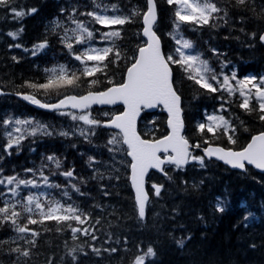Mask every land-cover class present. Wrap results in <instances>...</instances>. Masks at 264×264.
Returning a JSON list of instances; mask_svg holds the SVG:
<instances>
[{
  "label": "trees",
  "instance_id": "trees-1",
  "mask_svg": "<svg viewBox=\"0 0 264 264\" xmlns=\"http://www.w3.org/2000/svg\"><path fill=\"white\" fill-rule=\"evenodd\" d=\"M214 1L217 7L227 9V22L214 20L209 25L195 27L183 24L180 32L192 39L196 49L209 60L217 73L223 71L231 76L235 72L238 79L264 76V44L259 40V35L264 33L261 8L264 0L250 2L247 10L236 7L234 0ZM95 3L118 5L122 10L116 12L118 15L146 10L145 0H95ZM70 4L78 7L77 18L87 23L89 18L80 16L79 12L93 11V0H16L18 10L27 12L31 8L37 9L34 14L23 18H13L9 11L0 7V89L7 93L0 96V119L15 114L32 116L53 131L51 136L37 133L35 137H25L19 150L13 147L10 150L12 154L4 156L0 168H3L4 176L19 173L22 179H29L31 176L25 175L24 169L39 166L44 157L54 155L61 166L56 169L54 164H48L45 175L51 183L61 187H66L68 182L59 173L74 169L77 177L88 180L86 184L72 181L84 193L83 196L68 188L69 201L62 196L60 189L48 190L54 199L62 203L74 202L92 217L93 222L100 220V224L95 225L97 239L91 240L82 234H77V238L73 239L70 229L56 221L28 225L40 235L35 238L36 246L32 248L31 255L18 261L16 254H10L8 250L17 245L25 246L24 241L19 239V234L10 223H3L0 225V241L9 242L0 246V264H48L49 259L52 264H72L70 252L73 248L76 249L77 264H132L133 257L140 254L137 246L145 252L149 246L154 249L155 255L145 257L144 264H264V172L249 166L245 173L215 159H205L204 167L194 160L182 169L169 165L166 171L171 179L159 172H152L149 176L151 200L147 217L141 220L129 180L130 160L123 151H109V148L117 147L107 144L115 130L95 128L93 135V126L85 128L81 121H72L67 116L36 107L17 96V93H28L45 103L54 102V97H44L43 93L24 87V84L42 81L46 68L69 63L67 52L52 29V22L56 19L64 22L66 13L62 15L61 9L69 8ZM252 8H255V13ZM174 10L175 7L169 6L166 0H157L155 29L162 38L165 51L174 45V40L167 35L174 31ZM104 27L89 25L94 32L97 28L102 31ZM21 28L22 32L19 31ZM111 28L120 30V37L115 43L122 52L127 51L131 56L137 45H143L145 38L140 35L141 16H137L133 23L122 27L113 25ZM253 32L256 33L255 39L251 36ZM9 33H16V37ZM96 39H99L98 35ZM44 40H47L48 46L37 55L24 50H31ZM212 49L220 55H214ZM119 67L122 70L125 65ZM173 71L177 81H180V73L175 68ZM120 78L121 72L118 71L117 82ZM180 93L186 119L185 134L192 143L200 140L196 126L205 120V110L208 114L223 115L237 125L239 141L233 146L236 149L246 144L251 135L264 131V121L255 112L249 113L239 107L242 101L238 93L232 97L223 94L228 101L225 104L227 111L223 112L216 111L221 104L216 99L219 93L206 95L203 90L196 91L188 82L183 83ZM251 103L255 105L256 102L253 100ZM101 109L113 114L123 107H95L94 116H98ZM240 122L248 129L247 132L239 127ZM84 128V135H79ZM64 129L67 132L71 130L68 136L56 134ZM140 130L146 137L149 132L157 138L165 135L168 132L166 113L159 110L145 114ZM214 143L229 147L223 137ZM5 144L3 127H0V154H3ZM192 152L194 156L202 155L201 149ZM89 157L103 161L105 167H101V171L105 172L106 177L118 175L119 179H90L93 173L88 167ZM100 184L109 192L107 197L100 190ZM153 184L164 186L159 197L154 196ZM3 190V186H0V191ZM28 194L26 190L22 196ZM218 198L223 201L220 205L224 209L222 212L217 209ZM249 213V219L244 220ZM17 222L21 225L26 222L24 214ZM31 238L30 234L26 236V239ZM180 240H184L183 247L177 243ZM90 244L100 249L99 255L91 251ZM81 247L87 255L80 252ZM112 248L116 252L105 251Z\"/></svg>",
  "mask_w": 264,
  "mask_h": 264
},
{
  "label": "snow or ice",
  "instance_id": "snow-or-ice-1",
  "mask_svg": "<svg viewBox=\"0 0 264 264\" xmlns=\"http://www.w3.org/2000/svg\"><path fill=\"white\" fill-rule=\"evenodd\" d=\"M254 0H234L235 6L247 10L249 3ZM169 6H174L172 23L174 31L167 35L174 40V45L170 50L165 51L161 43L160 36L157 35L155 25L157 23V0H145V11L137 13L134 10L128 15H116L122 11L118 5H100L93 0L94 10L89 12H79L80 16H87L85 23L77 18L79 11L76 5L70 4L69 8L61 9V14L65 16V21L53 20L52 29L58 35L61 45L65 48L69 63L58 64L44 70L42 81L25 82L24 87L33 89L37 93H43L44 97H54V102H42L35 95H23L22 98L39 108L54 111L59 115L67 116L72 121H82L86 125L95 128H106L113 131L108 145L120 144L121 148L109 151H123L126 156L131 157L128 167L131 170V183L135 188V201L137 205L138 218L143 219L146 213V205L149 202V195L145 188V177L150 169L159 170L167 179H171L165 171V165H173L176 169H182L190 160L199 161L204 167L205 159L215 157L219 161L230 165L234 169L243 170L245 173L249 166L264 171V131L251 135L249 141L235 147L239 141L237 125L226 119L223 115L208 114L205 110V120L198 122L197 129L200 140L190 143L189 139L183 135V120L181 117L182 97L180 89L184 82L196 91L203 90L204 94H217L216 99L221 101L217 112L227 111L224 93L229 97L237 93L242 102L239 107L246 112H255L261 121H264V76H246L238 79L235 72L231 76L221 71L217 73L209 62L202 59L195 45L183 39L180 27L183 24H190L193 27L209 25L210 21L225 20L228 16L226 8L217 7V3L212 0H166ZM16 0H0V7L9 11L13 18H23L26 15L34 14L37 9L18 10ZM264 14V4L261 5ZM109 10L113 15H108ZM255 13V8H252ZM223 13V15H220ZM137 16L142 17V31L140 35L146 38L143 45H137L130 56L127 51L122 52L115 43L120 37V30H112L110 26H124L135 22ZM243 20V17L241 18ZM101 25L108 27V31H101L97 28L94 31L89 29V25ZM213 27L216 25L213 23ZM23 31V29H19ZM243 31V29H241ZM13 38L16 33H9ZM97 35L99 39H96ZM179 38H176V37ZM255 39L256 33L251 34ZM259 40L264 44V33L259 35ZM108 41L110 43L105 44ZM98 44H105L98 47ZM20 47V45H15ZM48 46L47 40L33 46L31 51L33 56ZM214 55L220 54L212 49ZM13 59H16L13 57ZM125 65L120 69V65ZM226 65H222L225 67ZM181 75V80L177 81L173 69ZM121 72V78L117 82V72ZM3 94V93H0ZM199 97H194L198 99ZM255 101V105L251 102ZM121 104L123 111L112 114L110 112L99 111L98 116H93V106H108ZM163 106L169 113L167 121L170 130L166 135L157 138L151 132L146 133L148 138H144L137 130V119L145 109H153ZM0 127H3V136L6 139L4 152L0 154V161L4 156H10L11 149L15 147L19 150L21 141L27 136L35 137L37 133L44 136L53 135L47 125L41 124L33 119H19L8 116L0 119ZM23 127V131L21 128ZM239 127L247 132L248 129L240 122ZM31 129L29 131L28 129ZM57 135L68 136L67 131L57 132ZM210 134V135H209ZM79 135L83 136L84 131L80 130ZM223 137L229 147L215 144L214 141ZM87 139V137H85ZM202 145H204L202 147ZM126 146V147H125ZM201 149L204 155L194 156L192 151ZM45 161L48 163L46 164ZM48 164H54L56 169L61 166L60 160L52 156L42 159L39 166L24 169L25 175H30L29 179H22L19 173L12 176H4L3 168H0V225L10 223L13 230L19 234V239L24 241L25 246L17 245L10 248L9 253H15L19 261L21 257L27 258L31 255V250L36 246L35 238L39 232L28 225H43L45 221H56L63 223L72 233L73 239L77 234L96 240L97 231L95 225L100 224V220L92 221V217L78 205L73 203H61L52 197L51 191H41L39 194L32 192V189H60L62 196L69 201L71 197L68 188L83 196L80 188L73 180H78L81 184H86L87 179L79 178L75 175V170L62 171L59 174L67 180V186L61 187L59 184L50 182L45 175ZM100 165V167H96ZM88 167L92 170V180L103 181L104 179H119V176H107L101 167H105L103 161L89 157ZM187 183V182H185ZM21 186L28 190V195H21ZM195 187V185H193ZM163 185H152L154 196L159 197ZM100 190L107 197L109 192L103 184ZM223 203L217 199V209ZM24 214L26 222L21 225L17 221ZM251 213L244 217L248 220ZM36 217V218H34ZM75 223V227H73ZM87 225V226H85ZM32 237L26 239V236ZM190 239V237H189ZM9 241H0V246ZM12 242H15L13 240ZM183 247L184 240L177 241ZM31 246V247H28ZM91 251L96 255L100 254V249L94 245H89ZM105 251L116 252L115 248L105 249ZM138 255L133 257L132 264H144L145 257H153L154 249L149 246L146 252L137 246ZM80 252L84 255L83 247ZM76 249L70 252L72 264H77L75 255ZM48 264H52L49 259Z\"/></svg>",
  "mask_w": 264,
  "mask_h": 264
},
{
  "label": "water",
  "instance_id": "water-1",
  "mask_svg": "<svg viewBox=\"0 0 264 264\" xmlns=\"http://www.w3.org/2000/svg\"><path fill=\"white\" fill-rule=\"evenodd\" d=\"M158 35V34H157ZM159 36V35H158ZM21 96H23V95H21ZM156 108H158V107H156ZM156 108H153V109H148V110H154V109H156ZM181 108H182V113H181V117H182V120H183V124H184V128H183V135H184V133H185V129H186V123H185V118H184V111H183V107H182V102H181ZM164 110L167 112V110L164 108ZM143 112V111H142ZM142 112H141V114H140V116L138 117V119H137V130H138V122H139V118L141 117V115H142ZM168 113V112H167ZM168 115H169V113H168ZM168 119H169V117H168ZM169 126V125H168ZM139 131V130H138ZM190 142V141H189ZM236 150H238V149H236ZM213 158H215V157H213ZM216 159V158H215ZM221 162H223V161H221ZM224 163V162H223ZM153 169H150L149 170V172H148V174H147V176L145 177V188H146V191L148 192V189H147V179H148V175L151 173V171H152ZM156 170V169H155ZM239 170V169H238ZM261 171V170H260ZM133 188H134V186H133ZM134 191H135V188H134ZM148 195H149V192H148ZM149 199H150V195H149ZM148 205V204H147ZM147 205H146V213H147ZM146 213H145V217H146ZM144 217V218H145Z\"/></svg>",
  "mask_w": 264,
  "mask_h": 264
},
{
  "label": "rangeland",
  "instance_id": "rangeland-1",
  "mask_svg": "<svg viewBox=\"0 0 264 264\" xmlns=\"http://www.w3.org/2000/svg\"><path fill=\"white\" fill-rule=\"evenodd\" d=\"M16 118H19V119H24L22 116H16ZM24 129H23V127L21 128V131H23ZM119 148H121V146L120 145H118L117 144V147H116V149H119ZM117 153H120V152H117Z\"/></svg>",
  "mask_w": 264,
  "mask_h": 264
}]
</instances>
